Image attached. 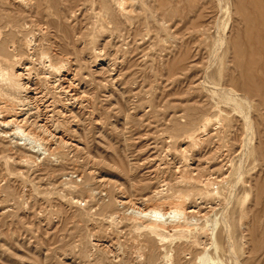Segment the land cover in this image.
I'll use <instances>...</instances> for the list:
<instances>
[{
	"label": "rangeland",
	"instance_id": "rangeland-1",
	"mask_svg": "<svg viewBox=\"0 0 264 264\" xmlns=\"http://www.w3.org/2000/svg\"><path fill=\"white\" fill-rule=\"evenodd\" d=\"M7 1L0 11L23 20L0 69L24 62L40 103L22 119L44 124L38 108L49 107L58 126L51 145L35 149L0 119V264H137L141 252L145 264L148 237L120 201L154 203L160 191L187 198L192 229L207 245L220 235L225 249L184 251L174 237L158 244L155 264L168 251L170 264H264V110L243 94L249 57L236 53L250 37L248 0L238 12L237 0H124L126 13L111 0H47L40 16L37 0ZM0 31L1 47L9 28ZM50 62L62 68L49 75L56 84L41 75ZM227 84L240 92L228 97Z\"/></svg>",
	"mask_w": 264,
	"mask_h": 264
},
{
	"label": "bare ground",
	"instance_id": "bare-ground-1",
	"mask_svg": "<svg viewBox=\"0 0 264 264\" xmlns=\"http://www.w3.org/2000/svg\"><path fill=\"white\" fill-rule=\"evenodd\" d=\"M5 0H0V3ZM9 1V0H8ZM7 1V2H8ZM11 1V0H10ZM30 1V0H29ZM49 3H52L53 0H48ZM47 0H37V10L36 11V14L38 16H40L41 14H44L46 13L42 11L43 9V3L44 2H48ZM126 1V0H125ZM124 0H111V3H114V5H116L118 8H121L122 10H126V3L128 2H125ZM128 1V0H127ZM228 1V0H227ZM226 1V3H227ZM231 1V0H230ZM238 1V11H240V9H242L241 7L239 8L240 4H241V0H237ZM6 2V3H7ZM19 2L21 3H24V0H19ZM32 2V0H31ZM229 2V1H228ZM1 3V4H2ZM26 3V2H25ZM0 4V6H1ZM16 4V3H15ZM26 7L28 6V0H27V3H26ZM109 4V1H104L103 2V6L104 7H107ZM230 4V3H229ZM25 5V4H24ZM131 5V4H130ZM4 6H5V3H4ZM7 6V5H6ZM228 6V5H227ZM231 6V5H230ZM232 7V6H231ZM4 8V7H3ZM30 8V7H29ZM27 8V9H29ZM102 8V7H101ZM146 8V7H145ZM31 9V8H30ZM227 9H230V8H227ZM128 10V9H127ZM4 10L2 9V11H0V28L4 25H6L7 28H9V32L8 33H5L4 35V38L2 39V42H1V47H0V52L3 53V54H6V49H7V46L9 45L11 49H15V40H16V34H15V30L17 28H20L19 26H17L21 20V17H19L18 14L16 13H2ZM6 11V10H5ZM123 11V12H124ZM14 12V11H13ZM20 13H23V11H19ZM129 12V10H128ZM19 13V14H20ZM126 13V11H125ZM131 13V12H130ZM108 15V14H107ZM129 15V14H128ZM131 15V14H130ZM49 16V15H47ZM115 16V15H114ZM122 16V15H121ZM244 16H245V19L246 21L248 22V32L250 34V37L247 39V43H246V50L241 51L239 48L236 50V53H237V56L240 57L244 54H247L248 57H249V61L248 63H246V67H245V70L243 71L244 72V76L246 77V82H245V88H244V93L243 91L241 93L243 94H246L247 96V99L251 96L250 94H255V96L258 97V101H259V104L260 106L263 108L262 110H264V0H248V9L246 10V13H244ZM108 20V19H107ZM109 22V21H108ZM112 22V20H111ZM116 22V21H115ZM62 23V22H61ZM22 24V23H21ZM24 24V23H23ZM24 26V25H23ZM26 27V26H25ZM24 27V28H25ZM117 27V26H116ZM18 30V29H17ZM3 31V30H2ZM19 31V30H18ZM43 31V30H42ZM45 31V29H44ZM17 32V31H16ZM19 33H21L19 31ZM18 33V34H19ZM2 32L0 31V37L2 36ZM21 37V36H20ZM28 38V37H27ZM25 39H26V36H25ZM15 44V45H14ZM18 44V43H17ZM20 45V44H19ZM17 46V45H16ZM23 46H24V49H25V53H27L28 55H30V57H34V53H35V47L33 45V41L32 39H26L24 42H23ZM15 51V50H14ZM16 56V58L18 59L19 58V55H14ZM13 59H15L13 57ZM23 59V58H22ZM17 61V60H16ZM24 61V60H23ZM15 62V61H13ZM19 62H16L15 64H12V63H9L6 65V68L5 69H0V119H2V122L3 125L7 126V127H14L15 128V131L19 132L22 136H23V139L27 138V140H29L31 143H34L36 146L33 147V148H39L41 149L42 147L44 148V146H48L50 144V142H52V137L54 134H51L50 133V128L53 127V124L54 121H53V116L54 115H48V110L50 109L48 107H44L43 106H40L39 109V112L37 113V118H45L43 121L44 124H40V123H35L34 125H29L27 123V120L25 121V119H22L24 117L23 114H25L24 112H27V111H33V107H32V104L33 102H38L40 103V98L37 97V94H33L32 92V89L33 87L31 88L30 85V81L32 79L31 77V73L30 72V69H27L23 64L24 62H22L20 64V66H17ZM64 63V62H63ZM43 64V63H42ZM54 64V63H53ZM51 62L50 64L48 65H45V68L42 72L41 75H44V77L46 79H48V81L50 83H53V84H56L57 81L59 80H56L53 81L52 78H50L49 75H51V72L53 71H59L60 73V70L62 68H56L55 64L53 65ZM3 67V66H1ZM69 69L67 68V71ZM258 73H257V71ZM227 71V70H226ZM256 71V72H255ZM55 73V72H54ZM40 74V73H38ZM73 74V73H71ZM75 74V73H74ZM232 75V74H231ZM39 76V75H38ZM211 77H214V75H212ZM225 77V75H224ZM236 77V76H235ZM64 78V77H63ZM68 83L71 82V79H70V75H69V72L67 73V75L65 76L64 78ZM208 79H210V77L207 78V83H208ZM74 80V79H73ZM225 80V79H224ZM60 81V80H59ZM65 82V81H64ZM73 82V81H72ZM205 84V83H204ZM210 84V83H209ZM217 84V83H215ZM214 84V85H215ZM33 85V84H32ZM220 85V84H219ZM213 87V86H212ZM216 87V86H215ZM225 87L228 88V91L226 92V90L222 91V92H225V95L227 94L228 97L229 96H234V95H237L238 92H240L239 90H237V88H235L234 86L232 85H226ZM221 88V87H220ZM224 88V87H223ZM212 89V88H211ZM213 90V89H212ZM215 91V90H213ZM212 91V93H213ZM35 93V92H34ZM242 95V94H241ZM249 95V97H248ZM240 97V95H238ZM242 97V96H241ZM245 97V96H244ZM235 98V97H233ZM231 99V98H230ZM239 99V98H238ZM243 98H241L242 100ZM253 99H255L253 97ZM232 100V99H231ZM235 100V99H234ZM240 100V99H239ZM246 100H242V103L243 101H245L244 103L246 104ZM43 101V100H42ZM249 101V100H248ZM253 101H256V100H253ZM232 103V102H230ZM241 103V104H242ZM35 104V103H34ZM244 104V105H245ZM249 104L251 105V103L249 102ZM247 104V106L249 105ZM40 105V104H39ZM235 105V104H233ZM258 105V104H257ZM69 106V105H68ZM238 106V105H237ZM255 108H256V104L254 105ZM246 107V106H245ZM249 107V106H248ZM251 107V106H250ZM36 108V107H35ZM247 108V107H246ZM254 108V109H255ZM259 108V107H258ZM191 109V108H190ZM248 109V108H247ZM252 108L248 109V110H251ZM238 110V109H237ZM247 110V111H248ZM31 111V112H32ZM243 111V110H242ZM258 112V110H255ZM249 112V111H248ZM243 113V112H242ZM251 113V112H250ZM249 113V114H250ZM261 113V112H260ZM254 114V113H253ZM202 115V114H201ZM200 115V117H201ZM251 116V115H250ZM263 116V115H262ZM261 116V117H262ZM248 117V116H247ZM246 117V119H247ZM252 117V116H251ZM31 118V117H30ZM250 118V117H249ZM197 119V117H196ZM35 120V119H34ZM248 120V119H247ZM1 121V120H0ZM250 121V120H249ZM248 121V122H249ZM264 121V120H263ZM55 122H58V121H55ZM207 124L209 122H206ZM207 124H202L204 125L202 127V129L206 130L207 128ZM1 125V124H0ZM2 125V126H3ZM201 125V126H202ZM56 126V124L54 125ZM58 126V124H57ZM56 126V128H57ZM55 128V129H56ZM64 128V127H63ZM52 130V129H51ZM59 130V129H57ZM56 130V131H57ZM177 130V128H176ZM14 131V130H13ZM55 131V130H54ZM65 131V130H64ZM178 131V130H177ZM75 132V131H74ZM55 133V132H54ZM66 134V132H64ZM63 133V134H64ZM64 134V135H65ZM60 135H61V132H60ZM63 135V136H64ZM67 135V134H66ZM63 136H61L63 138ZM25 137V138H24ZM55 137V136H54ZM57 137V136H56ZM55 137V139H56ZM59 136V138H61ZM67 137V136H66ZM61 138V144H62V150H64V148L69 144L70 142L68 141H65V139L63 140ZM58 140V139H57ZM72 140V139H71ZM70 141V139H69ZM56 142V141H55ZM73 143V142H72ZM74 144V143H73ZM72 144V145H73ZM51 145V144H50ZM49 145V146H50ZM48 146V147H49ZM75 147V146H74ZM12 148V147H11ZM67 149V148H65ZM6 162V161H5ZM25 162V161H24ZM189 178V177H188ZM186 179L185 177L183 178L184 180H189V179ZM188 182V181H187ZM190 183V182H189ZM195 183V181H194ZM198 185V184H196ZM195 186V184H194ZM161 192V191H160ZM160 192H155V195L154 197L156 199H158L156 202L154 201V203H149V201L151 200H142L141 202L139 200H131V201H128L127 198H125V202L124 200H121L120 199L118 200L117 203H119V201L125 205V204H131L132 207H133V217L130 219L132 221V223L136 226L137 230L138 231H144L145 232V235H147L148 237V241H147V244H144V245H149V247H144V248H148V253H147V262L145 264H155L156 261H158V256L161 255L160 253H162L161 249L159 248L160 246L158 245L159 243L163 244L164 242L166 241H169L170 239L174 238V237H177V238H180L184 241L182 242H185V247H184V251L186 250H189V251H195V252H198L199 250H205V248L209 245L213 246L214 247V252L215 253H218V252H222L224 251V244H223V239L221 238L220 235H218L216 237L215 235V240L211 239V243L210 244H206L207 241L204 240L206 239L205 237V231L204 230H200L198 229L197 231L192 229L193 227V224H191L192 220H190V216L187 217L188 215L191 214V211L189 207H187L186 205V199H184V197H179V198H173L172 200H168V199H164V198H160V197H163V196H160ZM131 195V194H130ZM160 196V197H159ZM173 196V195H172ZM169 198V197H168ZM171 198V197H170ZM188 200V199H187ZM75 201V200H74ZM80 201V200H79ZM72 202V201H71ZM75 203V202H74ZM80 202H78L79 204ZM84 203V202H83ZM81 205V203L79 204ZM143 209H141V208ZM190 210V212L188 211ZM130 211V210H129ZM169 211V212H168ZM107 212V211H106ZM168 212V214L166 213ZM188 212V213H187ZM132 213V212H131ZM123 214V213H122ZM155 215V218L153 216ZM85 216V215H84ZM171 216V218H183L182 222H179V223H175V224H172L171 222H167V221H164V218L166 217H169ZM173 216V217H172ZM193 217V216H192ZM229 217V216H228ZM82 218V217H81ZM110 218V217H109ZM115 219V217H112ZM193 219V218H191ZM229 219V218H228ZM112 220V219H111ZM117 220V219H116ZM195 220V219H194ZM193 220V221H194ZM224 222H227V221H224ZM195 223V222H193ZM227 224V223H225ZM228 224H229V221H228ZM227 224V225H228ZM129 225V224H128ZM225 225V228L226 226ZM208 226V225H207ZM206 228H209L207 227ZM231 226V225H230ZM195 227H196V224H195ZM228 227V226H227ZM135 228V227H134ZM135 228V229H136ZM230 229V228H229ZM227 231V229H226ZM212 234V232H210ZM209 234V235H211ZM212 236H214V234H212ZM141 237V236H140ZM145 238V237H144ZM213 238V237H212ZM225 238V236H224ZM136 239V238H135ZM135 239H130L132 240V242H130L129 244H133L135 242ZM128 240V241H130ZM175 240V239H174ZM228 240V239H226ZM206 241V242H205ZM230 241V239H229ZM100 242V241H99ZM140 242V241H139ZM180 242V241H179ZM228 242V241H227ZM141 243V242H140ZM142 245V243L140 244ZM178 243V242H177ZM232 243V242H231ZM98 244V243H97ZM181 244V243H180ZM233 244V243H232ZM99 245V244H98ZM97 245V246H98ZM102 245V243H101ZM110 245V244H109ZM122 245V244H121ZM126 245V244H125ZM184 245V243L182 244ZM96 246V247H97ZM116 246V245H115ZM135 245L134 244V248H135ZM179 246V245H178ZM95 247V246H94ZM102 247V246H101ZM118 247V246H117ZM128 247V246H126ZM125 247V249H126ZM105 248V247H104ZM138 249H144L140 247H136ZM135 248V249H136ZM210 248V247H209ZM228 248V247H227ZM103 249V247H102ZM108 249V248H106ZM105 249V250H106ZM112 249V248H111ZM115 249V248H114ZM101 250V248H100ZM145 250V249H144ZM143 250V251H144ZM166 250V249H165ZM176 250V249H174ZM208 250V249H207ZM228 250V249H227ZM104 251V250H102ZM108 251V250H107ZM116 251H119V250H116ZM126 251V250H125ZM128 251V250H127ZM131 251V250H130ZM147 251V250H146ZM161 251V252H160ZM164 251V250H163ZM113 252V251H112ZM111 252V253H112ZM115 252V251H114ZM188 252V251H187ZM206 252V251H205ZM118 253V252H117ZM120 253V252H119ZM127 253V252H125ZM130 253V252H129ZM132 253V252H131ZM136 253H137V250H136ZM135 253V254H136ZM146 254V252H143ZM191 253V252H190ZM233 253V252H232ZM116 254V253H114ZM174 254V253H173ZM178 254V257L179 255H184V253L182 254V249H178L177 248V253ZM188 255V253H186ZM207 256V253H205ZM78 255V254H77ZM87 255V254H86ZM107 255V253H106ZM112 255V254H110ZM122 255V254H121ZM138 256V254H136ZM195 255V254H194ZM113 256V255H112ZM111 256V258H112ZM131 256V255H130ZM129 256V257H130ZM141 256L144 257V254L142 255V252L140 253V255L138 257L141 258ZM173 256V255H172ZM177 256V255H176ZM197 256V255H195ZM89 257V256H88ZM109 257V255H108ZM107 257V258H108ZM113 257H116V256H113ZM119 257V256H118ZM117 257V259H118ZM124 257V256H123ZM142 257V258H143ZM183 257V256H182ZM120 258V257H119ZM139 258V261L140 262V259ZM146 258V257H145ZM161 258V257H160ZM164 260L166 261L167 260V263L166 264H170L171 263V259L172 257L169 255V251L165 253L164 255ZM109 259V258H108ZM107 259V260H108ZM127 259V262H128V258ZM133 259V258H132ZM135 259V258H134ZM144 259V258H143ZM176 259V258H175ZM82 260V258H81ZM93 260V259H92ZM114 260V259H113ZM124 260V259H123ZM138 260V258L136 259ZM136 260H135V264H136ZM183 260H185L183 258ZM206 260V258H205ZM210 261V260H208ZM137 262V264H138ZM145 262V260L143 261ZM202 262V261H201ZM173 263V262H172ZM212 263L213 264H216V262L212 260ZM218 263V262H217ZM130 264V262H129ZM140 264H143V263H140ZM179 264V262H178ZM205 264V263H204Z\"/></svg>",
	"mask_w": 264,
	"mask_h": 264
}]
</instances>
